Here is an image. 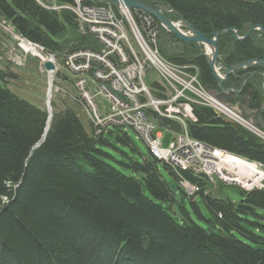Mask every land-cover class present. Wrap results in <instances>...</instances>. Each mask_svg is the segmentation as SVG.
I'll return each mask as SVG.
<instances>
[{
	"label": "trees",
	"instance_id": "obj_1",
	"mask_svg": "<svg viewBox=\"0 0 264 264\" xmlns=\"http://www.w3.org/2000/svg\"><path fill=\"white\" fill-rule=\"evenodd\" d=\"M141 1L161 8L172 21L183 16L209 38L227 28L243 36L247 23L264 29V0ZM42 2L0 0V16L60 62L81 51L102 53V42L96 34L79 30L72 11L47 9ZM105 3L81 1L84 5ZM131 12L144 34L157 33L158 50L165 59L197 67L206 88L236 104L244 114L250 111L264 127L261 75L249 78L238 94H222L201 55L202 45L179 39L143 11ZM217 44L222 64L264 60V37L257 30L241 40L234 39L232 30L219 34ZM96 69L103 65L92 61L89 73ZM257 69L235 71L223 83L224 88L239 89L244 75ZM12 77L14 73L0 67V264H264V186L241 190L239 202L254 207L253 212H246L237 207L238 202L205 193L207 184L201 175L184 168L174 171L162 162L175 178L176 188L180 177L200 187L198 195L209 217L205 218L207 228L199 226L162 178L159 160L130 159L125 164L132 170L130 174L106 163L101 158L106 153L99 145L109 143L102 130L97 133L91 125L87 131L65 100L59 106L51 99L52 115L45 133L48 112L8 88L5 78ZM55 77L69 78L61 71ZM151 84L155 96L163 97V86ZM144 113L170 131L181 127L175 119L160 117L151 108ZM192 114L194 119L186 124L190 137L257 162L264 170V142L258 137L237 130L209 107L193 105ZM122 133L117 138L131 144L128 134ZM173 202L179 207L180 222L168 211ZM191 203L200 213L196 202Z\"/></svg>",
	"mask_w": 264,
	"mask_h": 264
},
{
	"label": "built area",
	"instance_id": "obj_2",
	"mask_svg": "<svg viewBox=\"0 0 264 264\" xmlns=\"http://www.w3.org/2000/svg\"><path fill=\"white\" fill-rule=\"evenodd\" d=\"M44 5V4H43ZM68 9L72 11L82 32L89 31L98 36L104 44L102 53L89 51L73 53L65 57V65L73 72L80 73L76 81L80 99L84 102L88 115L92 118L97 131L109 125L130 126L145 140L151 154L158 160L170 165L174 171L191 168L207 173L209 182L216 179L226 180L246 189L262 187L264 173L240 169L236 164L222 163V159L234 160V154L208 146L190 137L187 133V118L192 115L193 105L213 109L217 114L226 116L241 128L253 133L264 142V129L257 127L241 110L226 103L214 92L206 90L199 80V72L188 70L186 66L176 65L165 59L157 46V33L149 32V40L143 38L130 12L120 7L125 18L117 19L115 9L110 3L84 5L81 2L48 6V9ZM0 27L14 40L16 49L24 54L51 59L53 55H43L44 47L17 33L5 20ZM126 21V23L124 22ZM11 60L21 63V57L12 49ZM114 58H109L110 55ZM102 61L103 69L93 70L97 81V91L91 89L90 82L83 76L89 73L92 61ZM147 67L156 72L166 88L164 97L154 98L144 82ZM114 86H122V95H114ZM102 95L108 106L100 107L95 100ZM151 107L156 113L167 116H180L183 127L175 133L168 147L160 144V135L154 133L155 126L145 115L143 109ZM251 162V166L253 167ZM178 185L188 197L196 196L200 187L185 178H179Z\"/></svg>",
	"mask_w": 264,
	"mask_h": 264
},
{
	"label": "rangeland",
	"instance_id": "obj_3",
	"mask_svg": "<svg viewBox=\"0 0 264 264\" xmlns=\"http://www.w3.org/2000/svg\"><path fill=\"white\" fill-rule=\"evenodd\" d=\"M41 1V0H37ZM44 4V7L48 9V6H54V5H62L63 3H54V2H46L43 0L42 2ZM121 6H117V10H115V14L117 19H120L121 17L125 18L124 12H119ZM124 7V6H122ZM124 9L132 15L135 23L137 24L142 36L144 39L149 40V34H144V30L139 25L138 21L136 20L135 16L132 14L130 9H127L124 7ZM2 21H0L1 23ZM126 23V21H124ZM81 31V29H79ZM82 32V31H81ZM98 37V36H97ZM10 38L6 33L2 32L0 29V40L4 42L5 48L0 46V67L2 69H5L6 71H11L14 73V77L12 78H5L6 85L8 88H10L14 93H16L19 97L24 98L25 100L31 102L32 104L39 106V107H46L47 104V89H48V75L44 71V69L41 66L40 58L33 57L31 55H25L23 58V66L21 67H15L8 61V55L9 52L15 50L17 53H20V55H23L24 53L20 50L16 49V44L14 40L11 39V41L8 39ZM100 40V39H99ZM101 41V40H100ZM102 42V41H101ZM103 44V43H102ZM104 46V44H103ZM110 56H113L112 54ZM98 63L102 64V61L100 60H94ZM5 65H8V68H5ZM59 71L63 72L66 75L71 77L73 79V82L68 78L66 81L64 79H55L53 81L52 79V91H51V98L55 100L56 104L59 106H62V101L68 102V104L75 110L77 115L79 116L80 120L84 124L87 131L90 132L91 129V118L89 117L87 111L78 103L70 102L69 97L73 98V96L79 95V90L74 86L75 77L72 73H70L69 69L66 67L64 61H59ZM188 70L191 71H198V68L192 65H185ZM199 72V71H198ZM199 74V73H198ZM89 76L92 77L90 73H88ZM91 89L92 91H97V81L95 79H91ZM158 75L156 72L152 69H149L147 67L146 69V75L144 77L145 83L148 85V87L151 89V95L152 97L156 98L155 92L153 91L152 82H158ZM202 84V83H201ZM203 85V84H202ZM61 87V90L56 92L55 87ZM204 86V85H203ZM54 87V88H53ZM205 87V86H204ZM206 88V87H205ZM114 89H116V93L122 94V86H114ZM206 90H209L206 88ZM211 91V90H209ZM56 93V94H55ZM69 96V97H68ZM50 98V100H51ZM98 104L108 106V102L106 99L100 95L97 94L95 97ZM150 108V107H148ZM251 113L250 111L244 114L248 119L251 120L253 124H255L257 127L264 129L262 126V123L260 120L254 117V115H249ZM159 115V113H157ZM161 116H164V114H160ZM168 118L175 119L176 121H179L175 117L167 116ZM153 121V120H152ZM155 122V121H153ZM181 123V122H180ZM182 126V123H181ZM122 131L126 132L131 140V144H126L122 141H120L117 138V134L122 135ZM154 131L157 133H160V144L162 147H168L174 138V133L170 131L169 129L158 125L155 123V129ZM249 132V131H248ZM251 133V132H250ZM253 134V133H251ZM254 135V134H253ZM104 138L108 141V145L106 144H100L99 149H101L103 152L106 153V155H101V158L108 164L112 165L113 167L117 168L118 170L122 171L123 173L130 174L132 173V170L127 167L125 164H128L130 159L138 162H143L145 159H153V156L151 155L148 145L145 142V140L142 138V136L132 127L125 126L118 128L116 126L109 125L106 127L104 131ZM260 139V138H259ZM261 140V139H260ZM263 141V140H261ZM257 167V171L263 170L255 164ZM159 170L161 173L162 178L167 181L169 184H173L176 182L175 178L170 174V172L164 168L163 163H158ZM191 169V168H190ZM196 171L200 172L196 169H191L190 171ZM205 175L206 179L208 180L209 177H207V173H202ZM209 181V180H208ZM264 181V180H263ZM264 186V184H263ZM262 186V187H263ZM208 193L212 195L227 197L230 200L234 202H239L242 199V193L241 190L248 192L254 188H260V187H252L250 190L246 189L240 185L234 184L232 182L226 181V180H219L216 179L212 183H208ZM145 194L150 196V193L145 189ZM183 197L184 200V208L186 212L188 213L189 218L198 224L199 226H202L204 228L208 227L207 222L205 221V218L209 217V213L207 209L205 208L204 204L201 201V197L197 195L193 200L196 202V204L199 207V212L196 211V209L193 207L191 201L192 199L188 196H184L182 192L178 189L174 192V197L178 201L180 197ZM165 206V204H163ZM169 213L177 220L181 221L180 218V211L179 207L176 202H173L171 204L170 210H168ZM261 221L264 224V220L261 219Z\"/></svg>",
	"mask_w": 264,
	"mask_h": 264
},
{
	"label": "water",
	"instance_id": "obj_4",
	"mask_svg": "<svg viewBox=\"0 0 264 264\" xmlns=\"http://www.w3.org/2000/svg\"><path fill=\"white\" fill-rule=\"evenodd\" d=\"M61 1L67 2V3H74L76 1H107V2L112 3L115 6L122 5L130 10L131 9L140 10L152 16L154 19L157 20V22L165 30L175 35L179 39L187 41V42H195V43L201 44L203 47V52L201 55L206 58V63L208 65V68L210 69L212 76L214 77V79L216 80L218 84V89L223 94H232V93L238 94L242 91L244 83L249 78L257 74L261 75L262 76L261 92L263 96V103H262L260 111L261 113L264 114V71L261 70L262 68H264V60L263 59H250V60L241 61L233 65L222 64L218 59L219 47L217 44L218 35L226 33L231 30L233 31V36L235 40H241L243 38L248 37L250 32L253 30H257L264 37V29L261 26L251 25L250 23H247L246 26L248 27V31L243 36H240L236 29L227 28V29L213 32V37L209 38L205 36L203 33H201L200 31H198L197 29H195L193 25H191L187 20H185L183 16H179L178 22H179V25L182 27V28H179L177 26V23L175 21L170 20L164 14L161 8L156 7L152 5L151 3H148L145 1H141V0H61ZM253 66H257L258 69L251 71L250 73L244 75L245 77L243 78L239 89H235L232 87L224 88L223 83L226 82L229 79V76L233 75L235 71L239 69L246 70ZM43 67L46 71H52L55 66L52 63V61L48 60L43 63ZM220 70H222L223 72L221 73ZM50 109L51 108H50L49 100H48L47 110L49 111V119L47 122L45 133L49 126L48 123H49L50 116H51ZM228 122L231 123L235 128H237V130H240V127L236 123H234L231 120H228ZM170 186L172 187L173 191L177 190L174 183L170 184ZM179 201H180V205H184L185 202L182 196L179 198ZM237 207L246 212L254 211V207L244 202L238 203Z\"/></svg>",
	"mask_w": 264,
	"mask_h": 264
},
{
	"label": "bare ground",
	"instance_id": "obj_5",
	"mask_svg": "<svg viewBox=\"0 0 264 264\" xmlns=\"http://www.w3.org/2000/svg\"><path fill=\"white\" fill-rule=\"evenodd\" d=\"M122 6V5H121ZM114 95H122L121 93H116V89H114ZM49 96H50V93H49ZM159 114H162V113H159ZM163 115V114H162ZM170 117H175L177 118L178 120H180V122L183 123V120H181V117L180 116H170ZM181 126V125H180ZM227 162H230V163H233V164H236V166H238L240 169H243V170H247L250 172V174H253L255 175L256 174V171H257V167L255 165V163H253V167L251 166V162H248L244 159H241L239 158L238 156L234 155V160H231L229 158H224L222 159V163H227ZM184 169H188V170H191L190 168H184ZM192 172L194 173H199V174H202L200 172H196V171H193ZM264 172V170H263ZM209 180V179H208Z\"/></svg>",
	"mask_w": 264,
	"mask_h": 264
},
{
	"label": "crops",
	"instance_id": "obj_6",
	"mask_svg": "<svg viewBox=\"0 0 264 264\" xmlns=\"http://www.w3.org/2000/svg\"><path fill=\"white\" fill-rule=\"evenodd\" d=\"M5 45H6V44H4V42L0 40V46L3 47V48H5ZM158 81H159V80H158ZM159 115H160V114H159ZM160 116H161V115H160ZM221 116L224 117V118H226V116H223V115H221ZM178 122H179V121H178ZM179 123H180V122H179ZM181 123H182V122H181ZM181 123H180V125H181ZM181 127H183V123H182V126H181ZM157 133L160 134L159 132H157ZM216 196H217V195H216Z\"/></svg>",
	"mask_w": 264,
	"mask_h": 264
}]
</instances>
